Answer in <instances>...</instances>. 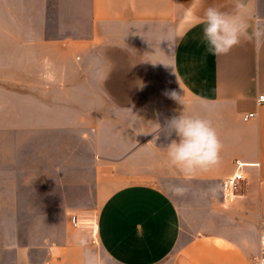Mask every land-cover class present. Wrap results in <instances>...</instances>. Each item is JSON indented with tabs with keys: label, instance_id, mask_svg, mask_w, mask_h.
I'll list each match as a JSON object with an SVG mask.
<instances>
[{
	"label": "crops",
	"instance_id": "obj_1",
	"mask_svg": "<svg viewBox=\"0 0 264 264\" xmlns=\"http://www.w3.org/2000/svg\"><path fill=\"white\" fill-rule=\"evenodd\" d=\"M244 2L249 32L264 31V0ZM235 4L0 0V264H83L78 235L99 264L251 263L264 216V36L214 56L199 23L209 6ZM181 112L209 119L221 140L207 171L170 166L165 127ZM92 212L96 244L71 221Z\"/></svg>",
	"mask_w": 264,
	"mask_h": 264
},
{
	"label": "clouds",
	"instance_id": "obj_2",
	"mask_svg": "<svg viewBox=\"0 0 264 264\" xmlns=\"http://www.w3.org/2000/svg\"><path fill=\"white\" fill-rule=\"evenodd\" d=\"M246 7L244 0H236L232 12L222 11L214 6L205 10L199 23L203 26L202 41L210 54L226 55L242 40H259L264 36V31L258 27L249 32L252 25L247 18ZM166 94L182 103L181 97L175 91ZM165 130L170 141L166 147L170 166L178 168L186 175H192L197 170L207 171L219 163L222 143L209 119L181 112L167 121ZM173 135L175 138H172ZM173 191L182 196L187 189L174 186ZM77 243L84 250L83 264H99L98 257L89 247L87 236L78 235Z\"/></svg>",
	"mask_w": 264,
	"mask_h": 264
},
{
	"label": "built area",
	"instance_id": "obj_3",
	"mask_svg": "<svg viewBox=\"0 0 264 264\" xmlns=\"http://www.w3.org/2000/svg\"><path fill=\"white\" fill-rule=\"evenodd\" d=\"M259 102H264V94L260 95L258 98ZM256 116L255 112H251L244 115V119L248 120ZM243 164L241 162H237V170L234 174L229 176L224 181V190L225 196L227 198H234L238 195V190L240 188L241 182L244 179V174L241 170ZM72 225L76 228H81L83 225V219H81L77 214L72 215ZM94 232L97 233V221L95 222ZM259 242H260V250L257 256L253 258L250 264H264V216L259 220Z\"/></svg>",
	"mask_w": 264,
	"mask_h": 264
},
{
	"label": "rangeland",
	"instance_id": "obj_4",
	"mask_svg": "<svg viewBox=\"0 0 264 264\" xmlns=\"http://www.w3.org/2000/svg\"><path fill=\"white\" fill-rule=\"evenodd\" d=\"M88 216L89 217L83 218V225L81 228L87 230L90 233L93 243L96 244V233L94 232V227H93L95 226V222L97 221L96 213L92 212ZM29 223H30V220H29ZM25 233L29 235L32 234L33 228L31 226L25 227Z\"/></svg>",
	"mask_w": 264,
	"mask_h": 264
}]
</instances>
